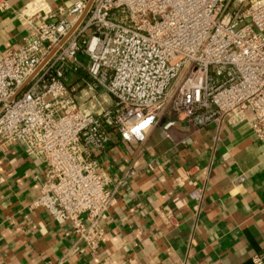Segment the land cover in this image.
Returning a JSON list of instances; mask_svg holds the SVG:
<instances>
[{
  "label": "built area",
  "instance_id": "2783aa9c",
  "mask_svg": "<svg viewBox=\"0 0 264 264\" xmlns=\"http://www.w3.org/2000/svg\"><path fill=\"white\" fill-rule=\"evenodd\" d=\"M57 13L34 1L15 14L24 35L0 53V147L43 166L32 207L92 253L113 200L98 159L112 133L142 142L170 111L200 129L245 123L264 141V0H76ZM79 72L112 106L77 99Z\"/></svg>",
  "mask_w": 264,
  "mask_h": 264
},
{
  "label": "crops",
  "instance_id": "0c3cea01",
  "mask_svg": "<svg viewBox=\"0 0 264 264\" xmlns=\"http://www.w3.org/2000/svg\"><path fill=\"white\" fill-rule=\"evenodd\" d=\"M4 1L0 53L24 35L17 11L76 0ZM98 159L113 200L92 253L69 223L32 207L43 166L18 144L0 147V264H264V141L247 124L200 129L167 111L142 142L112 133Z\"/></svg>",
  "mask_w": 264,
  "mask_h": 264
},
{
  "label": "rangeland",
  "instance_id": "374dc122",
  "mask_svg": "<svg viewBox=\"0 0 264 264\" xmlns=\"http://www.w3.org/2000/svg\"><path fill=\"white\" fill-rule=\"evenodd\" d=\"M69 77H70L68 78V82H70L69 85L70 87L73 86L74 88L73 93H75V96L79 101L83 102L86 96L92 94L93 99L95 100L93 101L95 105V109L112 106L113 98H111L104 90L101 89L94 91L87 90L85 83H83V80H86V75L84 72H79L78 74H70ZM79 91L80 94L79 93L77 94V92ZM85 93L88 95H86ZM85 102L87 103L88 99H86L84 103Z\"/></svg>",
  "mask_w": 264,
  "mask_h": 264
},
{
  "label": "water",
  "instance_id": "95a60500",
  "mask_svg": "<svg viewBox=\"0 0 264 264\" xmlns=\"http://www.w3.org/2000/svg\"><path fill=\"white\" fill-rule=\"evenodd\" d=\"M28 83V81H26L21 87L18 88V90L15 93V96L18 95L26 86V84Z\"/></svg>",
  "mask_w": 264,
  "mask_h": 264
}]
</instances>
